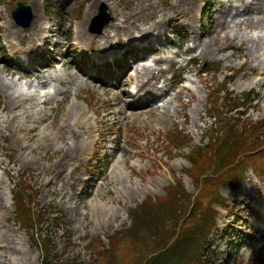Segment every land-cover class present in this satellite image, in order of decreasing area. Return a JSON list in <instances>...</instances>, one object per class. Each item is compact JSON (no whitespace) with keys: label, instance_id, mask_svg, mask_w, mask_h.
Returning <instances> with one entry per match:
<instances>
[{"label":"rangeland","instance_id":"obj_1","mask_svg":"<svg viewBox=\"0 0 264 264\" xmlns=\"http://www.w3.org/2000/svg\"><path fill=\"white\" fill-rule=\"evenodd\" d=\"M34 1L0 0V68H14L22 75L26 72L11 47L12 43L20 46L33 41L29 38L31 27L20 28L12 19V11L22 2L36 10V14L43 18V27L50 28L52 34L58 36L53 39L47 31L42 34L47 41L36 42V52L28 54L31 59L27 61L31 66L29 71L37 73V69L44 67L47 68L45 75L50 78L59 76L63 81L41 89L43 95L50 94L52 99L48 97L46 106L41 104L33 109L46 112L48 120L45 123L56 124L58 117L67 118L72 112L74 124L76 113L82 111L94 126L96 119L101 122L94 134L95 142L89 148V160L86 156L70 162L71 168L79 166L77 174L85 182L77 188H68L67 196H62L59 188L46 185L40 178L42 175L49 177L46 169L56 161L49 153L54 152L50 146L53 142L39 148L41 141H27L39 152L30 154L27 151L30 162H25L15 137L1 127V109L6 107L8 110L9 107L4 103L6 96L0 88V179L4 192V207L0 208V264H42L46 243L52 251V264H101V257L106 258L108 252L119 249L122 256L129 236L126 231L132 225L131 210L146 200H162L170 187L178 185L185 195L192 196L201 186L203 198L197 202V208L205 206L211 196H217L216 201L224 203L214 204L218 212L217 224L214 234L209 237L216 250V264H264V177L252 170L264 167V155L254 154L241 166L232 165L218 179L207 173L208 170L204 172L208 175L202 177L196 174L198 170L186 173L191 167L189 158L194 159L190 154L197 155L196 159L208 166L211 151H216L214 138L218 132L212 128L214 120L208 117L207 108L211 102L216 103L220 87H226L230 98L235 100L253 93L255 101L246 104L243 110L246 115L242 120L254 127L257 134L261 132L259 125L264 126V27L246 25L224 30L220 33V50L209 57H199L200 50L187 52L189 47L199 45L208 34L217 30L219 22L225 19L229 24L235 22L230 15L243 11L249 2L253 3L250 8L255 9L252 16H264V0H197L198 5L192 10L180 9L177 14V0H152L150 5L155 3L164 11L149 23L155 26V31L147 41L158 37L150 44L149 53L140 51L142 47L137 43L135 29L117 28L120 16L131 14L143 0H38V4ZM101 4H106L114 21L102 35H92L89 28ZM89 10L87 27L81 33V24ZM169 13L178 15V18L169 19ZM104 36L110 39L106 41ZM92 40L96 42L92 44ZM118 42L122 45L119 46ZM59 43L64 44L62 49L60 45L54 46ZM131 47L134 49L128 52V59L119 58L122 71L116 72L118 66H112L110 59L127 54ZM148 55L150 57L142 59ZM197 56L195 62L190 61ZM159 60L156 65L155 61ZM55 61L60 63L48 69ZM138 66L150 67L157 73L166 71L159 74L163 81L168 80L166 87L171 89V93L160 100L153 96L141 98L139 102L143 107L139 110L149 109V102L158 100L159 110L155 113H163L167 107L170 116L163 121H157L153 115L137 122L126 123L119 119L116 125L114 115L101 119L106 113L102 109L104 87L122 90L119 78L129 73L133 82L126 90L133 92L137 88L135 68ZM109 69L113 75L111 79L106 76ZM80 78L88 81L86 88L81 90L77 86ZM126 80L128 82L129 78ZM6 81H14L18 86L14 93L21 94L22 82L17 81L16 76H8ZM182 86L188 90L180 95ZM56 90L59 92L55 93ZM161 92L157 90V93ZM132 101L126 97L127 107L134 106L130 103ZM236 102L245 105L242 100ZM73 105L82 111H76V108L71 111ZM127 107L124 111L128 112ZM98 110L101 114L96 115L94 112ZM227 111L228 105L221 100L212 114ZM22 113L24 117L28 116L25 111ZM233 119L238 124L241 120L235 116ZM34 125L38 126L35 122L30 124ZM34 134H26V137ZM57 140L55 138V142ZM73 141L71 138L69 143ZM55 144L56 147L58 144ZM252 151L264 152L263 135L254 146L245 150L244 157L251 155ZM245 163L250 165L244 169ZM103 178L107 185L97 191L95 184H101ZM216 180L217 190L210 193L208 182ZM101 195H105L106 200H102ZM16 201H22L32 215L26 224L16 217ZM184 207L185 202L183 210ZM161 225L164 235L173 232L171 222L165 220ZM187 225L189 221L183 227ZM231 231L243 238L228 237ZM233 241L239 245L237 252L231 245ZM137 258L142 259L140 255ZM120 259L116 256V264ZM140 261L128 263L125 260V263L139 264Z\"/></svg>","mask_w":264,"mask_h":264},{"label":"bare ground","instance_id":"obj_2","mask_svg":"<svg viewBox=\"0 0 264 264\" xmlns=\"http://www.w3.org/2000/svg\"><path fill=\"white\" fill-rule=\"evenodd\" d=\"M38 0H35L34 3L38 4ZM152 0H143V3L131 14L129 15H121V19L119 20V24L117 25V28L127 30L128 28L130 30L135 29L134 31L138 33L140 39L146 40L148 36L153 34V30L155 31V26L149 25V23L153 22V20H156V15L158 13L163 12L161 7H157L155 3H151ZM34 4V5H35ZM198 5L197 0H177V6L178 8L175 9V13L177 14L180 9L188 8L189 10L195 6ZM253 6V3H247L246 6L243 8V11L236 12L233 16L230 15L229 18H232L235 20V22L232 21V23L229 24L227 19L224 20V22H219L217 25V30L213 31L212 33L208 34L205 37V40H203L195 49L189 48L188 51H195L200 50L199 57H209L220 50V43H221V37L220 33L224 32V30L231 29L232 27H242V26H254V27H264V16H252L255 9H252L250 7ZM35 9V8H34ZM94 9V8H93ZM30 17L33 16V21L31 24V29L29 31V38L33 41L25 42L24 44L21 43L20 46H14V43L11 44V47H14V54L19 58L21 62L24 63V66L28 64L26 60L29 57L28 54L32 51L36 52V42L37 41H47V37L42 36V34L47 31L51 33L50 28H44L43 27V18L42 16H39L36 14V10H33V8H30ZM154 11V14L152 13ZM90 10L86 14L85 20L82 22L81 27L82 31L81 33H84V30L87 27L88 19L90 17ZM174 16L173 13H169V19H177L178 15ZM144 19V20H143ZM238 20V21H236ZM148 25V27H146ZM130 36L133 35V33L129 34ZM57 36V35H54ZM227 36L225 35V39ZM104 39L107 41L110 39L107 36H104ZM96 40H92V44H94ZM60 44V49L63 48L64 44ZM229 45L226 47L228 48ZM224 48V49H226ZM223 49V50H224ZM198 56L195 58L197 60L199 58ZM58 62L51 63L48 68H52L56 65ZM156 64L159 63V61L155 62ZM64 66V65H63ZM27 67V66H26ZM47 68L42 69L41 71H37V73H32L31 71L25 72L23 75L20 74L16 69H1L0 68V88L2 92L6 96V100L4 101L5 104H8L9 109L7 110L6 107H3L1 109V114L3 115V121L1 127L4 130H7L10 132V135H13L15 137L16 143L19 144V148L21 151H23L24 160L25 162H30L27 157V151H29L30 154H38L39 150L32 146V143H28L31 139L33 140H39L41 141V144H39V148L43 147L44 144H47L49 142H53L50 144V146L53 147L52 150L54 152L52 153V156H54V159L56 161L52 162V164L46 169L47 173H50L49 177H40L43 182L46 185L53 184L56 188H59V194L62 196H67V189L68 188H77L81 184H83L85 181L82 179L80 175L77 174L79 166L73 165L71 168L70 162L71 161H80V159H83L88 155H90L89 148L92 146V144L95 142L94 140V134L97 129V126L100 124V120L97 119L95 121V126L92 125V122L86 119L85 112L78 109L76 105H73L70 107V110L73 111L74 108H76V111H82V119L80 121L72 122V112L68 114L67 118H63L62 116L58 117L56 120V124L51 123L50 121H47L45 123V120L48 118L46 117V112H43V110L37 111L34 110L33 107L38 108L41 104L46 106L49 99H45L48 95H42L40 90L45 88L49 85L50 82H57L61 84L62 79L59 76H56V78L49 77L45 75V71ZM141 70V71H139ZM135 72L137 73L136 76L139 79V86L138 90L139 93L142 96L148 97V96H157L160 100L164 96L169 95L171 92L169 90H165L162 94H157L154 92L152 87H155L157 83H159L158 79L154 75L153 70H151L147 66H138L135 68ZM141 72V73H140ZM140 73V74H139ZM139 74V75H138ZM8 76L17 77L18 80H25V79H34L32 82H27L24 87H27V89H21V94L16 95L14 93V90L16 89L17 84L13 82H7L6 78ZM126 78H129V74H126L124 79L122 80L121 86H126L128 84ZM146 78L147 81L144 83L143 79ZM41 79V81H39ZM88 85V81L86 79L80 78L78 80V88L84 89ZM103 86H108L103 85ZM106 90L104 93V97L102 100L105 101V104L102 105V109L107 113H103L104 115H101V119L107 117H112L115 120L114 125L118 123L119 119H123L127 123V121L131 122H137L140 120H147L148 115H153L157 121H163L164 119L168 118L170 116L168 108L164 107L163 113H155V111L159 110V106L155 103H152L147 110H139L140 107L137 103H131L132 107H127L129 104L126 102V97H130L131 95L124 90L121 91H115L112 88L104 87ZM185 88H181L180 93L183 92ZM29 90V92L27 91ZM59 91L56 90L55 93H58ZM58 95V94H57ZM52 99V97H51ZM54 101V100H53ZM130 109L128 112L124 111V108ZM7 111V113H6ZM22 111H25L28 113L26 117L23 116ZM96 114H101V112L95 111ZM10 114V115H9ZM13 114V115H11ZM43 114V116H42ZM78 114V113H77ZM107 116V117H106ZM32 122H35L38 124V126H30ZM16 124V125H15ZM29 133H35L32 137L27 138L26 134ZM23 134H25L23 136ZM9 135V136H10ZM18 137V138H17ZM55 138H58L57 142H55ZM73 138L74 141L72 143H69L70 139ZM81 139V140H80ZM80 140V141H79ZM60 144L61 146L54 145ZM64 145V146H63ZM48 146V148L50 147ZM47 147V146H46ZM121 148L124 150L125 147L121 145ZM43 150V149H41ZM50 159V157H49ZM53 160V159H52ZM89 160V158H88ZM1 164V163H0ZM59 166V168H58ZM65 166V167H64ZM58 168V169H57ZM52 175V177H51ZM46 179V180H45ZM105 181V180H104ZM2 181L0 179V208L4 207V192L2 188ZM104 185H107L106 182L104 184H95V187L97 188V191L100 190L101 187ZM54 192H56L54 190ZM102 200H106L105 195H101ZM240 201V200H238ZM99 202H97L98 204Z\"/></svg>","mask_w":264,"mask_h":264},{"label":"trees","instance_id":"obj_3","mask_svg":"<svg viewBox=\"0 0 264 264\" xmlns=\"http://www.w3.org/2000/svg\"><path fill=\"white\" fill-rule=\"evenodd\" d=\"M240 108V106H238ZM229 125V124H228ZM223 144L221 147L222 167L233 165L236 160L242 162L254 155V151L250 152L251 155L246 158L243 156L246 149L254 145V141L259 140L260 136L251 131L250 127L242 132L243 135L234 134L231 128L227 125L221 127ZM170 196L163 205L145 206L139 210H133L132 226L126 232L127 243L124 244L122 249V256L119 251L112 250L108 252L106 258L101 257V264H116V256H119L120 262L118 264H126L136 262L138 260H146L144 263L139 264H207L203 261L204 245L200 242L202 232H208L210 229V217H203L201 220L198 218L195 225L190 228L194 231H181L178 232V223L180 217L179 203ZM22 217L25 221L31 220V214L28 213L26 207L22 205ZM155 210V212H154ZM207 214V213H206ZM194 216L190 217L192 219ZM166 220L174 223L172 224L173 237L170 234L164 235L160 227ZM49 245L45 244L44 249V264H51L49 260L50 250ZM157 254V255H156ZM140 255L142 259L137 258Z\"/></svg>","mask_w":264,"mask_h":264},{"label":"water","instance_id":"obj_4","mask_svg":"<svg viewBox=\"0 0 264 264\" xmlns=\"http://www.w3.org/2000/svg\"><path fill=\"white\" fill-rule=\"evenodd\" d=\"M30 8L19 4L18 9L13 13L14 19L19 25L24 27H29L31 24ZM29 17L27 22H24L25 17ZM112 21V18L106 14V7H102L99 16L94 20L93 27L91 31L96 34H100L105 26H107Z\"/></svg>","mask_w":264,"mask_h":264}]
</instances>
